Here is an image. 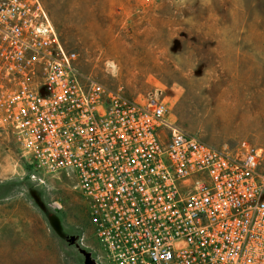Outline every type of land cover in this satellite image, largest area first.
Listing matches in <instances>:
<instances>
[{
  "label": "built area",
  "instance_id": "1",
  "mask_svg": "<svg viewBox=\"0 0 264 264\" xmlns=\"http://www.w3.org/2000/svg\"><path fill=\"white\" fill-rule=\"evenodd\" d=\"M77 59L43 0H0V137L47 193L71 181L97 264H264V146L211 145Z\"/></svg>",
  "mask_w": 264,
  "mask_h": 264
},
{
  "label": "rangeland",
  "instance_id": "2",
  "mask_svg": "<svg viewBox=\"0 0 264 264\" xmlns=\"http://www.w3.org/2000/svg\"><path fill=\"white\" fill-rule=\"evenodd\" d=\"M77 67L136 100L153 94L185 131L218 148L264 146V0H43ZM13 138L0 137V185L27 177ZM71 181L48 201L85 236L86 204ZM0 264H77L17 187L0 199Z\"/></svg>",
  "mask_w": 264,
  "mask_h": 264
},
{
  "label": "water",
  "instance_id": "3",
  "mask_svg": "<svg viewBox=\"0 0 264 264\" xmlns=\"http://www.w3.org/2000/svg\"><path fill=\"white\" fill-rule=\"evenodd\" d=\"M24 188L32 205L40 212L50 231L58 240L61 248L73 256L77 264H97L93 252L81 243L79 229L68 225L63 213L50 204L46 188L39 182L26 177L0 185V199L14 188Z\"/></svg>",
  "mask_w": 264,
  "mask_h": 264
},
{
  "label": "trees",
  "instance_id": "4",
  "mask_svg": "<svg viewBox=\"0 0 264 264\" xmlns=\"http://www.w3.org/2000/svg\"><path fill=\"white\" fill-rule=\"evenodd\" d=\"M8 183V182H7Z\"/></svg>",
  "mask_w": 264,
  "mask_h": 264
}]
</instances>
